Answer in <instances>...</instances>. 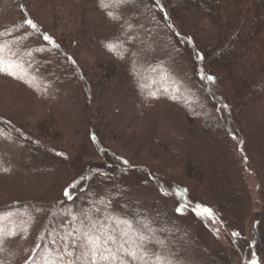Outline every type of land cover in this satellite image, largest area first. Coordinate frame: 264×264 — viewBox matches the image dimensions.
I'll return each mask as SVG.
<instances>
[{
  "label": "rangeland",
  "instance_id": "obj_1",
  "mask_svg": "<svg viewBox=\"0 0 264 264\" xmlns=\"http://www.w3.org/2000/svg\"><path fill=\"white\" fill-rule=\"evenodd\" d=\"M256 1L217 0L214 16L209 17L207 9L189 1H160L157 7L154 0H140L137 7L129 5L123 13L121 31L137 28L136 21L144 18L148 26L138 31L143 42L140 48L144 50L135 44L119 62L115 52L108 53L97 44L99 36L113 38L120 33L116 14L103 12L102 0H21L24 10L16 0H0V31L30 19L39 33H48L60 41L76 62L73 66L62 57L49 63L51 71L61 79L58 87L67 99L68 106L62 114L56 104L47 111L48 105L37 102L31 91L15 81L16 76L0 72V208L39 204L49 209L45 204L62 203L65 192L77 185L89 165L98 169L111 166L117 172L126 169L121 173L126 192L153 203L164 217L163 231L168 233L165 235L169 242L163 246L156 243V234L152 236L154 242L147 245L157 255L166 256L173 264H200L208 259L210 264H220L221 256L231 258L233 264H250L252 259L264 264V239L260 241L255 227L256 214L262 210L264 214V143L260 141L264 135V99L242 101L223 74H217L218 79L202 78L215 76L203 58V50L225 45L245 20L250 23ZM23 30L20 34L27 42L30 32L27 26ZM260 41L264 42V31L254 36L256 56L242 59V70L264 64ZM2 55L4 58L5 52ZM18 63L16 72L21 78L20 70L26 63ZM59 63L61 67L57 68ZM146 64L159 69L153 74L155 80L178 84L184 92L181 99L143 97L134 86V77ZM80 70L95 80L93 84L98 82L93 91L89 80L81 86V73H77ZM207 117L214 119L215 129L223 120L235 151L229 146L227 151L221 141L216 142L212 134L204 131ZM103 122L109 130L107 134L103 132L107 151L101 154L89 143L86 123L101 128ZM19 131L49 148L65 151L69 157L63 161L32 153L14 135ZM222 131L223 128L219 130L220 137ZM246 151L251 160L247 168L241 159L247 161ZM190 159L195 167H189ZM230 170L234 179L239 176L245 186L242 198L249 206L245 208L243 204L245 211L240 216L234 213L225 218L213 211L211 217L196 215L192 209L203 212L210 208L212 195L221 192L216 185L221 172ZM159 180L169 189L162 191ZM174 184L188 189V194L180 195L187 204H180L179 196L170 192ZM240 202L235 201L238 208ZM16 216L13 212L0 216L6 217L0 227L16 220ZM22 225L24 230L23 226L8 225L10 232L16 228L17 234L4 236L0 243V264H25L49 227L45 222L37 236L40 227L30 236L26 233L28 226Z\"/></svg>",
  "mask_w": 264,
  "mask_h": 264
},
{
  "label": "trees",
  "instance_id": "obj_2",
  "mask_svg": "<svg viewBox=\"0 0 264 264\" xmlns=\"http://www.w3.org/2000/svg\"><path fill=\"white\" fill-rule=\"evenodd\" d=\"M16 1L20 2V8L21 10H24L21 0ZM154 1L157 4V7L158 4H160V1L166 2V0ZM184 1L191 2L197 8L207 9L209 17L214 16V11H216L218 6V3L216 2L217 0ZM257 1L255 9H253L254 20L252 19L250 23L245 20V25L239 28L236 33H232L230 39L225 45L220 42L219 44L221 45L219 46L203 50V58L204 60H208L209 67L215 74V76L212 75L211 78L218 79L219 75L217 74H223L225 79L230 82L234 94L244 102L264 99V64L252 65L244 70L241 69L242 59L256 56L253 51V48L256 47L253 38L261 31H264V0L260 2ZM139 3L140 0H125L123 3L117 2V0H103L102 5L104 6V9H102V11L105 12L107 10V12L111 14H116L115 22L116 25H120V33L113 38L110 36L107 38L99 36L97 44L105 48L108 53L115 52V59L119 62L123 59L122 54L124 52L125 54H129V50L133 49L135 44H138V49L141 51L144 50L141 49L143 42L141 40V34L138 32L140 29L142 30L145 28L146 25L148 26L144 18L136 21L137 28L129 29L128 32L121 31V18L124 15L123 13L127 10L129 5L131 7H137ZM163 10L164 13H166L165 9ZM165 16H167V14ZM217 16H219V14ZM167 17L169 19L172 18L171 14ZM25 20H20L19 22L14 23L11 27H4L5 29L0 31V43L8 45V48L4 51L5 61L14 58L13 60L16 62H23L21 66H23L25 62V68L23 67L21 70L19 69L21 78H15V81L24 87L25 90L31 91V96L34 99H37V102L47 104L48 107L43 105L47 111H52V108H56L54 105L56 104L58 106V113H65L66 110L62 111V109L67 108L68 105L66 106L67 99L66 97H62V90L60 89V86L58 87V84L61 83V79L57 77L56 71H51L49 63H53V60H61L62 57L68 59L73 66L74 64L76 65V62L71 57L70 53L63 49L64 47L60 41L58 42L48 33H39L36 29L33 30L29 25L24 23ZM25 26L28 27L30 32V36L28 35V37H26L28 40L27 42L22 39L24 35L20 34L21 31H24L23 28ZM44 35L49 36L51 41H45L43 39ZM136 40L139 41V43ZM260 42L262 43H260L261 46L264 47V42ZM148 55H146L145 58H147ZM151 58H154V56L152 55ZM60 67L61 64L59 63L57 68ZM158 70L159 69L156 68L155 65L146 64L139 72L140 74L134 77L135 84L137 83L134 85L136 90L145 98L156 95L160 96V99L166 100L178 101L181 99L180 96H182L184 92L179 90L180 87L178 84L172 81L162 83L153 78V74ZM78 72L81 73V75H79L81 86L89 80L93 91V87L97 86L98 82L96 81V83L93 84V81L95 80L89 78L87 72H83V70L77 71V73ZM169 90L174 92V94L168 92ZM89 119L90 117L87 118L88 122ZM104 123L105 122L101 123V128H98L97 126L90 127L89 123H86L89 143H91L98 153L100 152L101 154H103L102 152L106 153L107 151L102 138L104 130V133L107 134L109 129L107 130ZM203 126L205 128L204 131H206L208 135L212 134V137L216 142L221 141L223 147L227 151H229L228 146L235 151L231 141L232 135L228 133L227 130L225 131L224 128L227 127L223 120L215 129L214 119L212 117H207ZM221 128H223V131L221 132L222 135L220 137L218 133ZM14 135H16V137L18 136L24 144L29 146L30 151L34 154H41L43 155V158L44 156H48L58 160H67L68 154L65 151L49 148L47 147L48 145H45L46 143L43 144L36 141L27 133L19 131L18 133L14 132ZM260 141L262 144L264 143L263 133L261 134ZM49 152L50 154H48ZM246 154L247 161L241 157L245 168L249 167L248 163L251 162L248 155L249 152L246 151ZM75 160L78 163L79 157L76 156ZM222 160L223 159H221V162ZM187 161L190 168L195 167L194 164L196 163L194 160L190 159ZM234 163L236 162L231 164L234 165ZM88 168V172L79 177L77 185H75V187L70 186V196L65 195L64 201L60 204L54 202L49 205L45 204L49 209L39 204L38 206L36 204H31L30 206L24 205L21 208L17 207L8 210H6V208H0V216L6 214V212L17 214L16 220H11L10 223L2 226L3 237L11 236L9 235V224L21 227L23 226L22 223H24L25 227L28 226L29 228V230H26V233L30 234V236L32 235V232L36 234L38 227H40L41 229L35 235L37 236L39 232L44 229V223L48 222L47 226L49 227L43 232L42 236H40V243L39 245L36 244L37 248L34 255H32L25 264H44V259L46 257L50 258L51 256L50 250L54 251L59 248L60 251L63 252L66 244L69 247L74 248V245L71 244V239L83 236V232L87 230L86 226L90 224V221L87 219L88 216H91L92 220L97 222V228L103 226L108 233L115 236L118 243L121 241H135V243L138 244L137 242L140 241L139 236L141 234L149 237L158 234L159 238L156 241H163V245L169 242V238L166 237L168 233L163 231V227H165L164 217L155 210L156 207L153 203L147 202L146 200V202H143L132 196L131 193L126 192L127 184L124 183V179L121 177L123 176L121 173L126 169H120L121 171L117 172L118 170L111 166L105 169H98L97 167L89 165ZM158 184L162 191L169 189V187L161 180L158 181ZM112 185H114L113 188ZM216 185L221 192L215 195L211 194L212 204H210V208L212 211L221 214L223 217L233 215L234 213H236L237 216H240L245 211V209L242 211L243 204H245V208H247L249 204L244 198H242L246 193V188L240 183L239 176L236 180L233 176V170H230L229 172L222 171ZM162 186L165 187L163 188ZM170 189V192L175 194L176 197L179 196L180 204H187L185 201L182 202L183 199L180 197L181 194H188L186 186L174 184ZM235 201H241L240 208H238V204L235 203ZM181 212H183V210ZM262 212L263 210L256 214L258 218L256 219L255 225L257 236L261 242L264 239V214H262ZM47 213L49 214L48 217ZM73 216L77 217V219H73ZM124 221H128V223L125 224ZM76 228H80V232L74 233L73 237L65 239L66 237H69V234L73 233V229ZM21 229L24 230V226ZM12 231L17 234L16 228ZM124 233H127V235H124ZM169 233L172 235L171 232ZM152 242H154L153 239ZM124 246L128 248L134 247L135 245L125 243ZM109 247L115 249L116 246L109 244ZM167 247L172 248L171 245ZM76 251L78 254L79 250L77 249ZM163 252L166 253L167 251L164 250ZM168 254H170V251ZM65 260H67V257H65ZM219 260L221 261L220 264H233L232 259L229 257L221 256ZM210 261L211 260L209 259L201 260V262L198 263L203 264L207 262V264H210Z\"/></svg>",
  "mask_w": 264,
  "mask_h": 264
},
{
  "label": "snow or ice",
  "instance_id": "obj_3",
  "mask_svg": "<svg viewBox=\"0 0 264 264\" xmlns=\"http://www.w3.org/2000/svg\"><path fill=\"white\" fill-rule=\"evenodd\" d=\"M117 2L123 3L125 0H117ZM24 23L29 25L33 30L38 27L30 19L25 20ZM43 39L45 41H51V38L47 35H44ZM6 48H8L7 44L0 43V72H6L8 75L20 78L16 72L20 64L15 60L5 61L3 58L2 54ZM202 78L213 79L211 77ZM73 187H75V185H73ZM70 194L69 191L65 192L66 196H70ZM185 207H187V205ZM192 211L200 216L206 214L208 217H211L213 215L212 209L210 208H204L203 212H198L196 209H192ZM5 219L6 217H0V224H2ZM73 219H77V217L73 216ZM87 219L90 221V224L86 226L87 230L83 232V236L71 239V244L74 245V248L66 244L63 252H61L59 248L54 251L50 250L51 256L50 258L46 257L44 259V264H173L172 260L168 259L166 256L157 255L147 246L152 242V237L141 234L139 236L141 244H136L135 241H121L118 243L116 237L108 233L103 226L97 228V222L93 221L91 216H88ZM124 223L127 224L128 221H124ZM80 230V228L73 229V233H70L69 237L65 239L73 237L74 233L80 232ZM9 235L15 236L16 233L12 231ZM124 235H127V233H124ZM234 235L238 234L234 233ZM3 239V228L0 227V243L3 242ZM125 243H130L135 246L126 248L124 246ZM156 243L161 246L164 244L163 241H156ZM109 244L115 245V249L109 247ZM77 249L79 250L78 254L76 251ZM65 257H67V260H65ZM153 257H155V259H153ZM250 264H258V262L256 259H252Z\"/></svg>",
  "mask_w": 264,
  "mask_h": 264
}]
</instances>
